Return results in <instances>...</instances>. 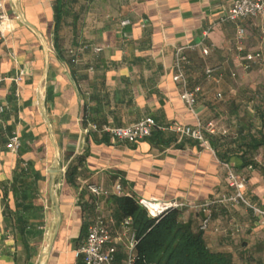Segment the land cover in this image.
<instances>
[{"label": "crops", "instance_id": "obj_1", "mask_svg": "<svg viewBox=\"0 0 264 264\" xmlns=\"http://www.w3.org/2000/svg\"><path fill=\"white\" fill-rule=\"evenodd\" d=\"M234 1L0 0V14L9 16L0 32V264H85L78 251L99 217L113 238L121 234L123 197L182 204V220L195 231L210 216L203 233L211 252L264 264V217L221 202L233 193L226 163L247 180L246 198L264 210V146L248 165L239 156L225 162L168 130L213 122L216 135L229 138L264 102V17L221 23ZM181 49L190 88H201L194 113L175 81ZM256 53L263 60L249 62ZM209 69H216L210 77ZM148 117L161 129L136 144L102 131ZM15 135L18 153L6 147ZM53 173L61 225L49 250ZM91 185L103 194L93 195ZM117 242L114 264H126L130 240Z\"/></svg>", "mask_w": 264, "mask_h": 264}, {"label": "built area", "instance_id": "obj_2", "mask_svg": "<svg viewBox=\"0 0 264 264\" xmlns=\"http://www.w3.org/2000/svg\"><path fill=\"white\" fill-rule=\"evenodd\" d=\"M264 17V0H235L227 14L221 18V23H238L245 19H257ZM9 16L5 13L0 14V32L1 36H5V32L8 30ZM129 21L122 22V26L129 25ZM239 36L242 38L244 32L242 29L239 30ZM262 39L264 41V27L262 28ZM96 53L103 51L100 47L94 48ZM210 53L209 48H203V54L208 55ZM70 57L73 58L74 62H78V55L74 50L69 51ZM263 60V55L260 53L250 54L248 61L255 63ZM190 64V60L184 54V49H181L177 53L176 58V74L175 81L180 84L183 89L182 99L184 104L191 112H195V108L198 103V95L201 93V88L192 90L189 86V80L187 77L186 69ZM248 68V67H247ZM216 72V69L207 70V75L210 77ZM16 81H22V76L15 79ZM1 84L2 79L0 78V114L5 112V107L2 103L1 95ZM218 99H222V94L217 95ZM91 128L94 131H99L97 125H92ZM161 129L153 118H144L139 122L128 126V127H114L105 128L102 130L105 133L110 134L114 139L121 143L136 144L140 141L151 138L155 130ZM168 130L178 134L181 138L189 139L204 145L206 148L216 153L211 147L208 141V135H216L217 128L213 122L202 124L200 121L196 127L175 125L169 127ZM7 149L12 153H18L21 148V140L19 136L15 135L9 139L7 143ZM228 172L229 186L232 190L230 197H225L221 202H229L232 206L244 205L246 208L252 210L256 215L264 217V210H261L253 203H251L245 196V189L247 180L245 178L240 179L239 176L234 172L230 165L223 164ZM90 192L95 196H101L103 190L95 185L89 186ZM116 192L121 194L122 185L116 186ZM138 204L147 211L149 216L158 217L168 212L171 209H181L184 207L182 204L175 202H165L158 198L140 199ZM211 217L207 216L201 226V230L206 232L209 229ZM133 220L131 217L125 218L122 224V232L117 238H113L110 230L107 226V222L104 218L99 217L88 230V236L84 244L80 247L78 254L84 259L85 264H114L117 255V241L122 238H129L131 255L128 258L126 264H132L134 261L133 251L135 248V234L133 232Z\"/></svg>", "mask_w": 264, "mask_h": 264}, {"label": "trees", "instance_id": "obj_3", "mask_svg": "<svg viewBox=\"0 0 264 264\" xmlns=\"http://www.w3.org/2000/svg\"><path fill=\"white\" fill-rule=\"evenodd\" d=\"M257 121L264 126V102L256 104L253 116L242 121L232 136L208 135V141L223 161L239 156L248 165L250 156L264 146V130L257 128ZM117 202L123 216L133 220L136 243L132 264H235L230 254L207 248L203 231L184 224L181 209L151 217L133 197Z\"/></svg>", "mask_w": 264, "mask_h": 264}, {"label": "water", "instance_id": "obj_4", "mask_svg": "<svg viewBox=\"0 0 264 264\" xmlns=\"http://www.w3.org/2000/svg\"><path fill=\"white\" fill-rule=\"evenodd\" d=\"M54 187H55V175L53 173L52 177H51V181H50V189H51L52 201L55 205L56 219H55V223L52 227V231L50 234L49 250H51V248L53 247L54 241L56 239L58 230H59L60 225H61V211L59 209V205L57 202V197L55 194V188Z\"/></svg>", "mask_w": 264, "mask_h": 264}]
</instances>
